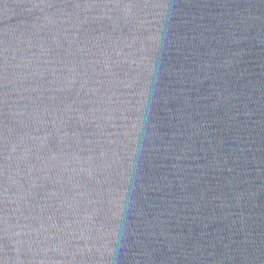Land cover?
<instances>
[{"label": "water", "instance_id": "95a60500", "mask_svg": "<svg viewBox=\"0 0 264 264\" xmlns=\"http://www.w3.org/2000/svg\"><path fill=\"white\" fill-rule=\"evenodd\" d=\"M0 264H264V0H0Z\"/></svg>", "mask_w": 264, "mask_h": 264}]
</instances>
